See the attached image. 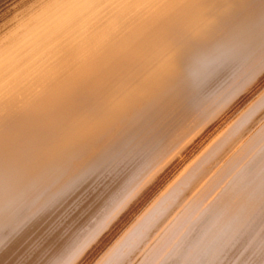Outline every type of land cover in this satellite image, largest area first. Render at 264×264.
I'll list each match as a JSON object with an SVG mask.
<instances>
[{
  "label": "bare ground",
  "instance_id": "6f19581e",
  "mask_svg": "<svg viewBox=\"0 0 264 264\" xmlns=\"http://www.w3.org/2000/svg\"><path fill=\"white\" fill-rule=\"evenodd\" d=\"M0 264H264V0H0Z\"/></svg>",
  "mask_w": 264,
  "mask_h": 264
}]
</instances>
